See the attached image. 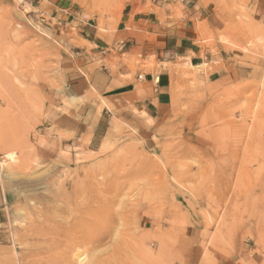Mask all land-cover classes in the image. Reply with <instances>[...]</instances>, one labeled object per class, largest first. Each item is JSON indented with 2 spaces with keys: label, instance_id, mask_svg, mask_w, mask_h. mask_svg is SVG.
<instances>
[{
  "label": "rangeland",
  "instance_id": "rangeland-1",
  "mask_svg": "<svg viewBox=\"0 0 264 264\" xmlns=\"http://www.w3.org/2000/svg\"><path fill=\"white\" fill-rule=\"evenodd\" d=\"M91 3L87 9L81 0L83 17L97 34L116 32L121 3ZM261 3L197 0L200 40L260 72L197 86L192 72L177 67L184 83L176 84L170 117L156 131L103 107L92 87L71 93L74 77L107 66L73 25H59L42 3L28 9L0 0L1 9L26 17L27 31L17 24L18 33L0 30V158L16 153L0 173L7 195L0 264H264ZM58 115L81 119L87 129L78 136L61 129ZM98 121L106 130L93 140ZM75 211L83 212L82 228L72 223ZM77 247L84 260H67Z\"/></svg>",
  "mask_w": 264,
  "mask_h": 264
},
{
  "label": "crops",
  "instance_id": "crops-1",
  "mask_svg": "<svg viewBox=\"0 0 264 264\" xmlns=\"http://www.w3.org/2000/svg\"><path fill=\"white\" fill-rule=\"evenodd\" d=\"M15 1L28 9L42 3L59 25H73L79 40L94 44L97 50L91 53L103 56L107 66L94 69L89 78L78 74L69 85L71 93L81 96L92 87L114 104L120 118L141 128L159 131L160 121L170 117L174 88L184 83L177 67L192 72L197 86L254 78L260 72L258 66L235 62L234 53L225 52L217 44L216 48L207 47L200 40L197 23L203 17L197 0H118L122 10L117 29L106 36L98 35L95 24L83 17L81 0ZM261 2L264 8V0ZM87 3L88 9L91 0ZM53 120L59 128L77 136L87 129L74 116L58 115ZM105 130L98 121L92 129L93 140ZM6 200L0 187V208Z\"/></svg>",
  "mask_w": 264,
  "mask_h": 264
},
{
  "label": "bare ground",
  "instance_id": "bare-ground-1",
  "mask_svg": "<svg viewBox=\"0 0 264 264\" xmlns=\"http://www.w3.org/2000/svg\"><path fill=\"white\" fill-rule=\"evenodd\" d=\"M98 1V0H97ZM107 1V0H106ZM115 4V3H114ZM87 6H88V4H87ZM7 9H9V8H7ZM27 9V8H26ZM108 11V10H107ZM25 20H26V17H25V19H24V16L23 15H21L20 13L19 14H12L11 12H9V11H5V10H3V9H1L0 8V30H1V32L2 31H13L14 33H18L19 31L22 33H24V34H27L26 32L27 31H25V29H24V23H25ZM29 22V21H28ZM14 24H17V27H19V28H23V30H19V28H16L15 27V25ZM3 25V26H2ZM29 25V24H28ZM26 27H27V24H26ZM28 29V28H27ZM19 30V31H18ZM30 31V30H29ZM28 31V32H29ZM33 33V32H32ZM44 35V34H43ZM21 37V36H20ZM47 42V41H46ZM74 43V42H73ZM192 63V62H191ZM58 67V66H57ZM100 96V95H99ZM72 98H77L76 96H71ZM102 100V106L103 107H106V108H108V109H111V107H113V103H111L110 101H108V100H106V99H101ZM116 121V120H115ZM114 121V122H115ZM114 122H112V124L114 123ZM116 123H117V121H116ZM115 124V123H114ZM118 124V123H117ZM116 124V125H117ZM119 125V124H118ZM115 126V125H114ZM119 127V126H118ZM115 129H116V126L114 127ZM113 128V129H114ZM2 138V137H1ZM0 138V139H1ZM4 143V142H3ZM3 146V145H2ZM15 156H16V153L15 152H13V151H11V152H7L6 151V153L3 155V157L2 158H0V173L3 171V169H4V164H5V160H10V161H12V162H14L15 161ZM89 183V182H88ZM64 184H65V182H64ZM74 183H70L69 184V186L70 185H73ZM85 184H87V182L85 183ZM92 184V183H91ZM69 186H65V187H62L61 188V190L63 189L64 191L67 189L66 187H69ZM88 186V185H87ZM91 186H93V185H90V186H88L89 188L91 187ZM134 187H135V185H134ZM141 187V186H140ZM58 188H60V184L58 185ZM94 188V187H93ZM62 193H63V191H62ZM73 193V192H72ZM138 193V192H137ZM70 194V193H69ZM67 195V194H66ZM72 195V194H71ZM133 195V194H132ZM65 196V195H64ZM74 196V195H73ZM96 196H98V195H96ZM76 197V196H75ZM67 198V197H66ZM84 198V197H83ZM87 198V197H86ZM92 198V197H91ZM94 198V197H93ZM99 198V197H98ZM98 198H96V199H94V200H96L97 201V199ZM62 199V198H61ZM75 199V198H74ZM65 199L63 198V201H64ZM67 200V199H66ZM77 200V199H76ZM92 200V199H91ZM105 200V199H104ZM137 200V199H136ZM72 201V200H71ZM68 202L69 203H71L70 202V200H68ZM85 202H86V200H85ZM89 202H90V200H89ZM99 202V201H98ZM103 202H105V201H103ZM63 203V202H62ZM64 203H65V201H64ZM66 203H67V201H66ZM65 203V204H66ZM68 203V204H69ZM72 203H73V201H72ZM83 203V202H82ZM67 204V205H68ZM77 204V203H76ZM84 204V203H83ZM67 205H65L66 207H67ZM69 205H71V204H69ZM69 205H68V207H69ZM73 205V204H72ZM93 205H95V204H93ZM106 205V204H105ZM138 205H139V203H138ZM61 206H63L62 204H61ZM73 206H75V205H73ZM84 206V205H83ZM90 206V205H89ZM100 206H101V204H100ZM134 206H137V205H134ZM60 207V206H59ZM94 207H96V206H94ZM106 207V206H105ZM104 207V208H105ZM62 208V207H61ZM61 208H59V209H61ZM70 208V207H69ZM75 207H73V209H74ZM78 208H80V205H79V207ZM77 208V209H78ZM83 208V207H82ZM63 209V208H62ZM61 209V210H62ZM67 209V208H66ZM65 209V210H66ZM94 209H96V210H98L99 211V209H101V208H99V209H97V207L96 208H93V210ZM58 210V209H57ZM61 210H59V211H61ZM80 210H82V209H80ZM87 210H88V208H87ZM103 210V209H102ZM105 210V209H104ZM103 210V211H104ZM67 211V210H66ZM66 211H64V212H66ZM70 211V210H69ZM71 211L72 212H74L72 209H71ZM77 211V210H76ZM76 211H75V221L74 222H72V223H75L77 220H80V219H82L81 217H82V214H83V212H82V214H81V212L79 211V212H77L76 213ZM89 211H92V209L90 210L89 209ZM62 212V211H61ZM93 212H95V211H93ZM97 212V211H96ZM59 213V212H58ZM71 213V212H70ZM70 213H69V215H70ZM92 213V212H91ZM54 214V213H53ZM66 214V213H65ZM52 215V214H51ZM59 215V214H58ZM61 215H63V214H61ZM61 215H59V216H61ZM69 215H67L68 217H69ZM52 216H54V215H52ZM63 217V216H62ZM74 217H73V219H74ZM87 217V216H86ZM36 218V217H35ZM45 218V217H44ZM57 218V217H56ZM65 218V217H64ZM67 218V217H66ZM71 219V218H70ZM67 220H69V219H67ZM89 220V219H88ZM83 222L84 221H86V220H82ZM49 222V221H48ZM55 222V221H54ZM70 222H71V220H70ZM80 222H81V220H80ZM44 223V222H43ZM56 223H58V222H56ZM72 223H70V225L72 224ZM86 223V222H85ZM54 224V223H53ZM59 224V223H58ZM76 224L78 225L79 224V222L77 221L76 222ZM75 224V225H76ZM80 224H81V226H80ZM79 224V226L82 228V222ZM88 224V223H87ZM41 225V224H40ZM39 225V226H40ZM60 225V224H59ZM67 225H69V221H68V224ZM72 226H73V224H72ZM35 227V226H34ZM65 227H66V225H65ZM68 227V229H69V226H67ZM78 227V226H77ZM81 228H79V229H81ZM102 228V227H101ZM104 228V227H103ZM103 228H102V230H103ZM35 229V228H34ZM55 229V228H54ZM67 229V230H68ZM98 229L100 230V227H98ZM58 230V229H57ZM61 230V229H60ZM76 230H78V229H76ZM104 230L105 231H103V233H104V235H105V233H106V228H104ZM54 231V230H53ZM66 231V230H65ZM77 232V231H76ZM95 232H97L96 233V237H97V235H98V233H99V236L101 237V235L100 234H103V233H101L100 231H97V230H95ZM94 232V233H95ZM64 233V232H63ZM62 233V234H63ZM75 234V233H74ZM77 235V234H76ZM75 235V236H76ZM94 235L95 234H93V237H94ZM56 236H57V234H56ZM67 236V235H66ZM65 236V237H66ZM72 236H73V234H72ZM71 236V237H72ZM98 236V238L97 239H99L100 237ZM64 237V238H65ZM96 237H94L95 239H96ZM102 238H103V235H102ZM72 239V238H71ZM76 239V238H75ZM69 240V239H68ZM78 240V239H77ZM72 241V240H71ZM77 243V242H76ZM79 244V243H78ZM72 251V250H71ZM67 252V251H66ZM63 254V253H62ZM62 256H65V255H62ZM61 256V257H62ZM67 256H69L68 257V259L67 260H69V261H75V262H81L82 260H84V258H85V255H84V253H81L80 251H79V248L77 247L76 249H75V251H73L72 252V254L70 255H67Z\"/></svg>",
  "mask_w": 264,
  "mask_h": 264
}]
</instances>
